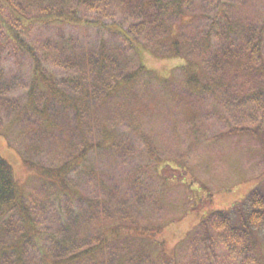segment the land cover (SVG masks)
<instances>
[{"label":"rangeland","instance_id":"rangeland-1","mask_svg":"<svg viewBox=\"0 0 264 264\" xmlns=\"http://www.w3.org/2000/svg\"><path fill=\"white\" fill-rule=\"evenodd\" d=\"M227 6L231 19L235 24L245 25L247 33H254L255 24L264 19V0H228ZM197 15L201 18L206 16L201 10ZM197 23L203 26L205 22L198 20ZM37 35L50 43L72 39L76 51L89 45L95 48L101 42L99 33L93 29L51 26L38 30ZM241 41L231 39V44ZM244 56L242 59H248ZM256 56V62L249 67L251 72H245L247 65H234L233 69L240 77L231 74L233 79L228 80L227 88L223 87L216 93L217 97L216 94L199 97L185 88L187 83L180 72H172L182 62L172 59V56L170 60L151 58L146 54L143 61L155 74L144 78L130 97L107 106L95 104L87 120L85 115L83 117V134L76 131V117L65 113L58 105H52L48 114L60 127L54 137L46 130L39 114L27 109L32 63L22 56H8L7 60L4 56L5 60H0L6 66L0 76V155L12 165L15 180L23 187L25 201L32 208L37 228L46 237L43 235L39 248L35 241L28 242L17 262L11 246L24 229L17 213L9 215L3 233L0 232V247L5 246L4 249L10 253L0 257V264H45L44 256L48 264L62 259L61 252L54 249L49 238L60 233L63 223V217L59 218L56 211L59 188L44 185L26 165L23 155L44 166L61 165L71 159L69 157L73 153L79 156L87 144L93 148L108 135H125L132 140L125 143L116 141L115 151L111 148L87 151L83 164H79L69 179V186L75 185L82 196L72 194L71 189L61 194L63 216L65 205L76 208L77 212L80 209V213L85 209L94 212L89 205L99 201H108L107 210L110 211L120 201L124 203L131 199L135 190H131L130 185L137 180L136 186L139 183L143 189L139 191L148 197L144 202L138 199L142 213H138L136 224L115 218L116 207L102 220L90 226L84 224L77 231L81 234L89 231L95 239L93 243H96L99 236L111 234L115 227L121 225L124 234L116 241L124 246L122 251L127 248L122 240L125 239L140 254L141 260L151 259L156 264H187L184 261L190 253L188 248L194 235L205 233L200 225L202 218L210 211L231 209L247 198L254 188L264 186V123H261L264 118L253 120L264 117V109L255 97L249 96L264 91V32L262 48ZM195 61L200 62L196 58ZM58 73L61 76L72 74L63 68L58 69ZM167 75H173L170 76L174 79L171 88L157 81ZM21 114L23 120L19 117ZM16 119L19 121L14 126L11 121ZM136 126L141 128L134 133L132 128ZM62 128L67 131H62ZM55 136L58 144L53 139ZM71 142L73 146H70ZM84 142H87L85 146ZM128 143H131L129 147ZM21 150L25 154L22 155ZM159 158L162 160L157 161ZM135 227L146 235L133 240L128 231H134ZM209 229L215 233L210 225ZM256 230L264 250V225ZM89 243L90 240L84 244ZM130 257L124 264H130ZM99 264H118V261L109 256L104 261L99 259Z\"/></svg>","mask_w":264,"mask_h":264},{"label":"trees","instance_id":"trees-1","mask_svg":"<svg viewBox=\"0 0 264 264\" xmlns=\"http://www.w3.org/2000/svg\"><path fill=\"white\" fill-rule=\"evenodd\" d=\"M227 2L228 0H212V3L209 0H0V60H5L4 56H7L6 60L19 56L30 60L32 80L29 82L27 109L39 114L46 130L53 137L60 131V127L56 125L57 121L50 118L51 114H48L52 105H58L65 113L76 117V131L81 135L84 133L82 123L85 124L95 104L107 106L130 97V93L144 78L148 79L155 74L143 61L146 54L151 58L163 59L172 56V59L182 62L172 72H180L187 83L185 88L199 97L209 94L214 96L223 87L227 88L228 80L233 79L231 74L240 77L233 69L234 65H247L245 72H251L249 67L256 62V55L260 54L263 44L264 19L259 23L255 21V32L249 31L251 34L246 37L249 33L246 32L245 25L234 23ZM195 7L197 9L193 10ZM198 10L206 16H198ZM198 20L205 22L203 26L197 23ZM261 21L263 23L260 24ZM51 26L93 29L99 33L101 42L95 48L89 45L88 48L83 46L76 51L72 39H58L59 41L50 43L37 35L38 30ZM231 39L242 41L233 45ZM246 52L247 56H244ZM243 56L248 59H242ZM195 58L200 62L195 61ZM136 59L139 61L136 62ZM3 63L0 61V76L6 70ZM60 68L72 74L61 76L58 73ZM170 76L161 77L157 81L171 88L174 86V79L171 78L173 75ZM69 85L75 87L70 89ZM66 91L72 93L67 94ZM170 94L174 98V94ZM249 96L255 97V101L261 103L264 109V91L254 92ZM22 115H19L21 120ZM262 118L264 117H255L253 120L256 122ZM16 121L19 119L12 120L11 123L16 126ZM140 128L136 126L132 129L137 133ZM61 130L67 131L63 128ZM252 132L259 134L257 130ZM53 139L56 144L59 143L56 136ZM127 140L132 139L125 135H108L93 148L90 143L87 144L86 149L77 157L76 153H70L71 159L56 166H44L29 160L21 150L26 165L34 171V175L44 185L59 188L56 211L59 218L63 217V223L56 237H48L54 249L61 252L62 259L49 261L50 263L99 264V259L104 261L111 256L118 264H124L132 256L128 259L130 264H156L151 259L141 260L140 254L125 239L122 240L127 248L122 251L124 246L116 241L124 234L121 232V225L115 227L111 234L99 236L96 243H93L95 239L89 231L82 234L77 231L84 224L90 226L102 220L104 215H110L116 207L115 218L136 224L138 213H142L138 199L144 202L148 197L139 191L143 189L139 183L136 186L137 180L130 185L131 190H135L131 199L124 203L120 201L110 211L107 210L108 201H99L89 205L95 213L87 209L80 213V209L77 212L76 208L65 205L63 216V192L71 189L72 194L82 196L74 185L76 181L73 180L74 186L71 188L69 179L79 164H83L82 160L88 156L87 151L108 148L114 150L116 141L125 143ZM86 143L84 142V146ZM126 145L129 147L131 143ZM70 146H73L72 142ZM30 207L25 201L23 187L15 180L12 165L0 155V232L3 233L9 215L17 213L24 229L19 237L16 235L11 246L17 259L21 257L28 242L35 241L39 248L45 235L37 228ZM68 213L70 214L67 215ZM111 214L114 216V212ZM200 225L205 233L194 235L188 248L190 253L184 261L187 264H264V250L259 244L256 230L264 225L263 185L254 188L247 198L229 210L210 211L202 218ZM209 225L215 229V233L209 229ZM128 232L133 240L146 235L145 232L140 233L138 227ZM89 240V244H84ZM4 248L5 246L0 247V257L10 253ZM229 254L232 256L229 257ZM43 260L48 264L45 256Z\"/></svg>","mask_w":264,"mask_h":264}]
</instances>
